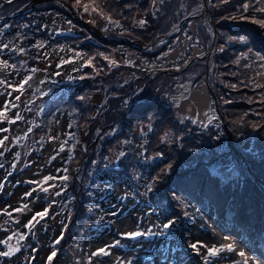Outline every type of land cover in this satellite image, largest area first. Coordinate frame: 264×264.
Instances as JSON below:
<instances>
[{"label": "trees", "instance_id": "16d2710c", "mask_svg": "<svg viewBox=\"0 0 264 264\" xmlns=\"http://www.w3.org/2000/svg\"><path fill=\"white\" fill-rule=\"evenodd\" d=\"M28 1L30 0H13V3L8 4L5 0H0V5H3L0 7V18L17 11ZM65 1L73 7L76 4V0ZM80 3L81 6L75 8L88 22L91 21L88 19L87 12L92 10L90 7L86 12L83 4L96 7V12L106 19L110 17L111 21H121L122 25L117 28L112 24L106 26L105 23L100 26L92 20L91 23L109 38L138 40L144 46L151 43L157 35L168 32L189 11L199 6V0H80ZM243 4H248L249 8L243 10ZM209 9L213 17L217 43L211 54L212 66L209 70L206 69V72L205 60L200 59V56H203L211 47L213 34L196 18H194L197 22L196 31L193 32L191 21H187L179 34L168 41L156 44L147 52L126 43L101 40L90 28L76 22L56 0L44 1L0 26L1 107L8 101H12V98L17 102L16 105L20 104L15 96L13 97L18 86L13 85L12 81L17 72H24L26 68L19 62L16 49L27 48L28 50L30 45L25 43L22 48L21 43L25 42L28 35L34 31H38L41 35V38L36 36V41L39 42L43 41L44 34L48 35L47 31H53L55 36L50 38L51 44L66 43L74 50L78 49L82 61H88L90 58L98 66L103 57L109 56L110 48L115 47L125 51L130 50L131 54L135 53L140 58L139 69L133 77L122 84L121 98H110V106L105 113L106 123H108L111 122L112 115L118 112L116 122L108 129L115 130L123 143L125 153L117 160V164L113 163L108 169H102L100 162L95 161L98 158L97 145L102 139L99 136L97 145L88 154L84 169L78 174L83 187L80 193L81 202L77 208L76 190L79 184L74 179L73 172L79 164V152L73 143L76 138H80L81 140H78L84 148L92 142L99 131L95 124L88 129L81 127L79 122H76L77 116L74 115L75 121L73 122V119L69 123L71 139L60 161L63 166V176L68 177L67 181L62 179L65 188H52L49 197L47 192L43 193L41 182L45 177H49L48 173L36 178L32 186L34 200L44 201V207L40 212L47 209L50 217L55 216L62 220V222L57 221L62 225V232L58 236V238L63 237L60 242L67 232L72 235L69 255H72L74 259L85 258L83 257L85 251L81 250L76 241H81L90 234L88 214L89 209L93 211L90 203L93 192L90 186L103 187L116 181H122L124 188H130L128 194L118 195L119 202H125L128 198L133 199L145 206L159 209L163 215L173 212L179 214L180 219L185 213L189 215L191 209L199 212L207 211L211 213L217 225L230 226L245 239L264 241V205H262L264 192L252 187L243 169L235 161L236 154L230 145V147L226 146V149L225 147L221 149L222 151L219 149V140L226 138L227 141L231 134L234 140L239 136V128L236 125H240L244 131L253 132L257 137L255 151L241 153L255 172L264 178V82L262 81L264 78V28L257 23H252L253 19L264 18V12L260 10L264 9V0H211ZM51 16L58 17L62 22L65 20L67 28L74 25L78 29H85L89 36L85 37L83 34L76 33L59 35L61 27L49 29L52 20L47 18ZM142 20L145 21L143 25L140 24ZM179 35L182 40L188 42L184 51L185 55L174 58L175 61L171 58L169 62L163 63V58L170 57V51L178 46ZM260 39L263 41L261 42ZM124 44L127 45L126 48H122L125 47ZM4 45L7 47L5 48ZM221 48L223 51H220ZM191 59L193 61L188 63ZM199 64L201 68L197 67ZM80 65L82 70L79 71V76L84 81L82 80L83 83L77 88L67 91L59 90L61 84L50 81V78H44L46 86L50 82V90L45 86L43 91H34L33 96L22 103L16 116L23 114L22 110H29L32 112L33 123L31 119L29 124L32 123V127L28 126V130L22 132L19 140L17 139L21 132L14 133L12 136L6 133L14 138L12 140L14 144L17 143L18 147H32L33 151H39L45 145L46 142L37 138L34 132H42L44 129L42 135L48 134L54 119L52 113L62 112L64 109L70 112L75 107V100L91 87L90 78L83 77V74L89 71V67L81 61ZM183 66L186 67L181 73L184 81L181 84L191 82L195 87L203 86L208 97L213 101L214 122L207 127L206 142L200 141L196 136L197 128L189 129V121L179 119L177 110L174 108L172 96L181 86L176 84L175 78L178 79L176 72H162L157 77L149 79L151 71L164 69L177 71ZM196 67L197 69L194 70ZM5 73L10 77V81L9 78H4ZM206 73L208 76L205 78ZM35 75L36 73L31 75V80ZM204 78L207 80V86L203 82ZM132 80H135V89L132 92L137 93V99H132L129 106L125 107L123 92L131 89ZM244 81L248 82L247 88L239 95L238 92L241 91V84ZM106 82L110 83L109 87L114 86L115 89V85H118L115 83L117 78ZM168 83H171L170 86L162 89ZM23 87L27 89L26 84ZM64 93H67L68 97H65ZM45 98L49 99L47 105L50 104V109L41 113L44 109H40L38 101ZM216 101L220 109L217 108ZM12 122L16 124L20 122V119L12 117ZM3 123L5 120L0 117V124ZM2 130L0 127V131ZM231 144L238 150L233 143ZM252 144L255 148L253 141ZM99 149L98 152H102L103 156L108 154L106 150L102 151L101 147ZM216 150L217 152H212ZM227 155L234 159V167L221 166L223 158ZM101 158L103 160L104 157ZM11 161L13 162L11 169L14 172H19L21 168L32 164L26 155V149L17 150L14 160ZM2 162L3 160L0 161L3 169L5 166ZM219 167H221V173H215L214 170ZM65 169L67 171H64ZM234 169L237 171L233 172ZM228 170L233 173L231 176L228 175ZM7 182L8 180H4V183ZM149 185L152 187L151 192H148ZM75 211L76 216L73 219ZM2 225L11 228V225H6L4 221ZM221 239H225L223 243L225 244L229 238L221 237ZM55 241L54 246L58 247L60 242L56 244ZM188 242L187 239L181 240L184 245ZM2 245L8 250L9 246L22 244L17 242L14 245H8L3 242ZM230 245L234 247L235 244L230 241ZM240 251L235 253L237 259L241 257ZM241 260L244 264L243 257ZM251 261L253 260L250 259L249 262Z\"/></svg>", "mask_w": 264, "mask_h": 264}, {"label": "rangeland", "instance_id": "374dc122", "mask_svg": "<svg viewBox=\"0 0 264 264\" xmlns=\"http://www.w3.org/2000/svg\"><path fill=\"white\" fill-rule=\"evenodd\" d=\"M68 4L71 5L70 3ZM87 15H88V19L91 22L92 20H95L96 23L100 24V26H102L104 23L106 24V26L108 24L117 26L116 23H112L108 21L109 19L104 18L96 11H88ZM206 16L208 20H210L211 18L210 12H207ZM47 19L52 20V23L49 24V29L53 30L58 27L59 28L61 27L62 30L61 33H59V35L64 33H74V34L76 33V34H83L85 37L89 36V33L83 28L78 29L77 26L74 25H72L73 27L71 28L70 27L67 28L68 26L65 24L64 19L63 22L56 16H51L48 17ZM114 21L118 22L119 24L117 28H119L120 25H122L120 20H114ZM187 21L188 22L191 21L192 23L191 26L194 28L193 32L196 31L197 29L196 20L194 18H189ZM201 21L203 23L205 22V20H201ZM201 21L200 23L203 26H205ZM47 32L48 35L43 33L44 38L42 42L36 41V36L41 38L40 33L38 31L32 32L31 33L32 35L29 34L28 37L26 38V41L21 43V47L25 43L30 45L29 49L26 50L27 48H23V47H22L23 49L21 48L16 49V56L20 59L19 62L22 63V65L24 66V68H26V70L24 72L23 71L17 72L12 81L13 85L18 86L14 91L13 97L15 96L16 100L19 101L20 104L16 105L17 102L12 98L11 99L12 101L10 102L8 101L6 105L2 107L0 105V112L5 113L4 116H0L5 120V123L0 124V127H2V129L4 130V131L3 130L0 131V140H3V144L0 145V161L8 160V165H12L13 162L11 160H14L16 151L21 150V147H18L17 143L16 144L13 143L12 140L14 138L9 137L6 133H9L12 136L14 133L21 132L20 136H18L17 139L19 140L22 135V132L26 130L28 126L32 127L33 116H32V112L29 110L21 111L24 114V117H22L23 114H19L18 116L20 117V122H17L16 124L12 122V117H17L16 116L17 110L22 106V103L26 99L33 96L34 91L35 92L40 90L43 91L45 89L46 82L44 81V78H50V81H57L59 84H61L62 86L59 88V90L67 91L68 89L77 88L84 81L79 76V71L82 70V67L80 65V61H81L89 67V71L83 74L84 75L83 77L84 79L90 78L91 87L86 91L84 95L79 96L75 100L76 103L75 107H73V109L70 112H66V109H64L62 110L64 114L59 111L52 113L54 119L52 120V125L48 134L42 135L44 129L42 132L40 131L34 132V135H36L37 138H41L42 142L45 141L46 143L44 146L40 148L39 151H33L31 149L32 147L27 148L26 152L28 154V159L32 161L33 166L29 169L19 172L18 175L9 177L7 184L1 183L3 184V187L0 188V219L6 222V225L7 224L11 225L12 234H10L9 231H7L5 228L0 227V251H7L6 249L3 250L1 245L5 241H7L8 245L9 244L14 245L18 242L19 235L21 234L22 235L28 234L29 238L25 236V238H28L27 240L26 239L20 240L22 243V247L21 248L19 247L20 251L14 252L13 255H11L10 259H8L9 257L0 256V264H48L47 258L53 251V247H54L53 240H55L60 234V223L58 222H62V220L56 218L55 216L50 217L49 219L47 217L43 218L44 219L43 225L49 228L42 230L41 233L39 232V230H37L40 226L39 223L33 222L34 227L31 230L26 229L25 225L32 219L33 215L38 212V209L42 207V204L40 202L34 203V199L32 196L33 193L31 191V185L33 184V180L36 179V176L41 175L42 172H47L48 170H51L53 171V174L55 173L58 175L63 173V166H61L62 164L60 161L62 160L63 155L67 149V144L71 139V136L69 137L71 130V128L69 127L70 126L69 123L74 119V115L77 116L76 122L77 123L79 122L81 127H85L86 129H88L94 124L96 125V128H98V126H103V129L101 130L99 135L102 137V139L98 145H97V140L95 142V146L97 145L96 151L98 153V158L95 161L100 162L102 169L103 168L108 169L109 167H111L113 163H116L117 160L120 157H122L120 153H125V151L123 150V143L121 137H118L115 130L113 129L108 130L116 122L118 112L112 115V120L111 122L108 123H106L107 116L105 113L109 109L110 98L113 97L117 99L121 98L122 93L120 92V90H123L122 84L125 83L127 79L133 77L136 70L139 69L140 58L135 53L131 54L132 51L130 50L125 51L124 49L121 48L116 49L115 47V48H110L109 56H105L107 57V59L103 57L100 65L98 66L96 65L95 61L94 60L92 61L90 58L88 59V61H82L78 49L74 50L70 45L66 43L51 44L50 38L55 36V33L53 31H47ZM260 41L262 42L263 39H260ZM126 44L128 45V43ZM127 45L124 44L125 47L122 48H126ZM148 45H146L145 47H147ZM187 45L188 42L182 40L181 36L179 35L178 46L175 47L172 51H170V55H171L170 57L163 58V63L169 62L171 58L172 61H175L174 58H179L181 55H185L184 51ZM197 50H199V48H197ZM147 51H150V49L143 50V52H147ZM203 60H205V72H206L208 66L213 63V56H211V58L209 56V59L203 58ZM113 61L115 63H112ZM197 67L201 68V64H199ZM197 67L194 68V70H196ZM33 69H35L36 71H32ZM33 73H36V75L31 80V75ZM181 73L175 74L178 77V79L175 78L176 84L177 83L181 84L182 82H184L183 77L180 78L179 76L181 75ZM208 73H206L205 78L208 76ZM157 76H158L157 74L151 71L149 79H153ZM28 77H30V79H28V83L26 84L27 89H25L24 87L20 89L19 86ZM136 77L137 76H135V78ZM4 78L6 79L9 78L10 81V77L6 75V73ZM77 78L79 79L80 82L78 81ZM113 78H117V82H115L118 84L115 85L116 89L113 88L114 86L109 87L110 83L106 82L112 80ZM205 78L203 82L206 85L207 80ZM262 81L264 82V78L262 79ZM247 83H248L247 81H244L241 84V91L238 92L239 95H241L243 90L247 88ZM48 84L50 85V82H48ZM145 84L142 86V88L145 86ZM170 84L171 83L166 84L167 86H164L162 89H167L170 86ZM49 85L46 86V89L50 90ZM130 87L131 89L129 91L123 92V95L125 96L123 104L125 105V107L129 106L132 99H137L136 97L137 93L132 92L135 89V80H132V82L130 83ZM111 88L113 89L111 90ZM64 95L65 97H68L67 93H64ZM236 97L238 99L240 98L239 96ZM48 101L49 99L47 98H45L44 100L40 99V101H38L40 109H44L42 110L41 113L48 111L50 109V104L47 105ZM172 101L174 102V108L177 110L179 119L189 121L188 122L190 123L189 129L192 127L197 128L198 131L195 132L196 136L200 141L205 140L206 142L207 136L205 135L207 133V127L214 122V117L212 116L213 101L208 97V93L206 92V89L203 86L195 87V85L191 82H187L185 84L183 83L181 84V86L178 87V92L173 94ZM0 102H1V98H0ZM11 106L14 108L13 109L10 108ZM81 111L83 112L80 113ZM68 116L70 117L68 118ZM31 119H32V123L29 124ZM74 121L75 119L73 120V122ZM236 127L239 128L238 130L239 136H237L234 140L231 134L229 135L227 141L226 138H223L222 141L219 140V149L221 150L224 147L226 149V146L227 147L229 145L232 146L231 143H233V145H235V147L240 152L234 148L235 151H237L243 157V154L241 153L242 151L243 152L255 151L257 147V137L253 132L244 131V129L240 125H236ZM105 132L107 133V135L105 134ZM78 139L80 138H76V141L73 143V146L76 147L77 152H79L78 155L79 164L76 167L73 174L77 172H81L84 169V165L88 157L87 150L89 144L85 143L87 144V146L82 148L80 145L82 143ZM252 141L255 143V148L252 144ZM40 145L41 144H39V146ZM9 147L12 148L13 154L9 155ZM99 147L102 148L101 149L102 151L106 150L108 154L106 156H103L102 152L99 153L98 152L100 150ZM61 148H63L62 151L60 150ZM212 152H217V150ZM101 157H104L103 160ZM235 161L243 169V167L240 164L241 157H239V155H235ZM221 166H225L228 168L234 167L235 166L234 159H232L229 155L225 156L221 162ZM1 167L2 166H0V168ZM214 171L215 173H221V167L215 169ZM236 171H237L236 169L233 170V172ZM5 175L6 172L3 173V171L0 170V182L3 181V178L6 179L8 177ZM29 181H32V183H29ZM122 185H123L122 181H116L109 185H105L103 187H99V186L95 187L94 201L97 199L96 201L97 210L94 211L92 216L96 217L98 220L103 219L104 217H106V215H110L111 217L112 216L111 214L113 212L117 213L118 211L127 208L128 206L127 203L131 204L132 201H135L128 198L123 204H120L116 207L112 205L113 202L117 203V200L113 199L114 196H118V195L123 196L128 194V192H130V188H124ZM29 192L31 193V195L26 196L25 193H29ZM25 204L27 205V208H23L21 211H17V209H21L22 206ZM126 204L127 206L124 207V205ZM108 206L112 208L108 209ZM115 208H117V211L115 210ZM129 211H130L129 215L122 219H119L116 214L115 216L111 217V219L107 220L109 223L112 224L113 232L107 234V237L105 239L103 240L101 239L96 244H92L91 241H89V243H87L86 241H83L81 243L82 248H85L86 250L85 258L82 259L81 262H78L72 257L61 253L59 257H56L55 264H74V263L117 264V261L119 260H123V261L131 260L132 264H140L141 258L135 260L132 254H123L118 251H113L112 255L109 258L105 259L104 261L101 260L98 261L95 258H93V261H90V259L87 258L88 256H91L90 252L88 251L89 248L88 244L91 245V248L93 250L96 247H100L101 245L106 244L108 241L109 242L116 241L117 238H119L117 235L122 232L136 231L139 228L145 231L146 230L153 231V229H151L150 227L148 228V225L155 226L156 225L154 223L155 220H159V217L161 216L160 213H157V215H152L150 213L149 215L150 220H149V217L147 216V213L142 209V206L141 207L135 206L133 209H129ZM104 214L105 216L103 217L102 215ZM161 217L164 218L163 220L164 222L168 220V218L166 217L163 216ZM190 218L194 221V223L190 225L188 224V231L186 230L184 232V235L185 238L190 239V241L192 242L197 241V246H198L197 249L188 247V249L189 250L191 249L194 255H197L196 258L197 259L200 258V260L202 261H207L209 257L207 255L208 247H216L220 249V251H222L223 254L224 249L229 244L228 243L229 241L225 245L221 240V236H224L223 227L222 226H220L219 228L216 227L215 232H212L211 230L209 232L202 231L203 226L208 227V223H207L208 217L206 216V213L204 211L199 212L198 210L191 209ZM139 219H143L145 223H143L142 225V223L138 222ZM37 220H39V217H37ZM100 230H102V228ZM97 232H98L97 230L94 231L93 237H95ZM155 232L158 231L155 230ZM216 232H219V236L215 234ZM39 235L40 237L36 239V237ZM9 237H12V239L9 240L8 239ZM201 244L204 245L205 247H199V245ZM138 245L139 243L130 244L131 248H134ZM161 247L163 248V243L161 244ZM54 248L57 251L59 249L56 247ZM261 260L264 263V260L263 259ZM218 262L219 261L214 262L213 264H218ZM225 262H227V264H236L235 257L225 259Z\"/></svg>", "mask_w": 264, "mask_h": 264}, {"label": "snow or ice", "instance_id": "6c2138e0", "mask_svg": "<svg viewBox=\"0 0 264 264\" xmlns=\"http://www.w3.org/2000/svg\"><path fill=\"white\" fill-rule=\"evenodd\" d=\"M6 3L8 4H11L13 3V0H5ZM209 3H211V0H209ZM3 5H0V7H2ZM78 6H81V3H80V0H76V4L74 5V7H78ZM84 10L87 12L89 10V8L91 7V10L92 11H96V7H92L91 5L89 4H83L82 5ZM249 8V5L248 4H243L242 5V9L243 10H247ZM262 12H264V9H260ZM110 22L112 23H116L117 26H119L118 22H115V21H111V18L109 17L108 18ZM252 23H258L260 25L261 28H264V18L260 19V20H256V19H253L252 20ZM140 24L143 25L145 24V21H140ZM25 27H27V25H25ZM4 47L6 48L7 45H4ZM220 51H223V48L220 49ZM105 59H107V57H105ZM112 63H115L114 61ZM5 67H7V64H5ZM32 71H36L35 69H33ZM28 79H30V77H28L27 79H25L23 81V83L19 86L20 89L23 88L24 84H27L28 83ZM0 83H2V81H0ZM231 87H235V85H231ZM18 98V97H17ZM83 99V98H81ZM5 113L4 112H0V116H4ZM17 119H20L19 116L16 117ZM253 127H255V125H253ZM3 144V140H0V145ZM61 151L63 150V148L60 149ZM121 156L124 155V153H120ZM54 158V157H53ZM2 166V165H0ZM64 171H67L66 169ZM53 177L49 176V177H45V182H47L48 180H52ZM63 180L67 181L68 180V177L67 176H63L62 177ZM29 183H32V181H29ZM3 187V184H0V188ZM43 191L47 192L48 191V188H43L42 189ZM152 191V187L151 185L148 186V192H151ZM26 196H30L31 193H25ZM57 195H59V193H57ZM23 208H27V205H23L21 209H17V211H21ZM89 211H91V209H89ZM47 214V209H45V211L43 212H37L33 215L32 219L25 225L26 228H28L29 230H31L33 227H34V223H39V220H37V217H39L40 219H43L45 217V215ZM112 215H115V213H112ZM175 224V220H170L168 223H165L163 224V229L165 230H170L173 225ZM148 234L149 235H165V232L164 231H159V232H155L153 233L151 230H148ZM125 235V238H128V239H137V238H140V237H144L145 236V233L144 232H140V231H135V232H129V233H126L124 234ZM63 237L61 236L60 238H58L55 243L56 244H59L60 242V239H62ZM9 240L12 239V237H9L8 238ZM25 239L24 235H19V239H18V243L20 240H23ZM5 244H7V241L4 242ZM120 245V241L117 240L116 242H114L113 244H110L108 245L106 248H100L98 249L96 252H93L92 255L93 256H108L110 254L109 252V249L111 248H114V247H117ZM193 249H197V244H191L190 245ZM199 247H205L204 245H199ZM229 251H232L233 249L231 247H229L228 249ZM20 249L18 247H11L9 246L8 250L7 251H0V256H3V257H10L11 255H13L14 252H19ZM220 249L216 248V247H208L207 249V255L208 256H211V257H215L218 255ZM56 250L55 248L53 247V251L51 252V254L48 256V261H49V264H51V261L53 259V257L56 256ZM239 255L241 257L244 258V264H249V261H250V257H248L246 255L245 252L243 251H240L239 252ZM117 264H132V261L131 260H128V261H123V260H119L117 261ZM251 264H256V261H251Z\"/></svg>", "mask_w": 264, "mask_h": 264}, {"label": "water", "instance_id": "95a60500", "mask_svg": "<svg viewBox=\"0 0 264 264\" xmlns=\"http://www.w3.org/2000/svg\"><path fill=\"white\" fill-rule=\"evenodd\" d=\"M43 1H45V0H31V1H29L28 3H26L25 5H23L20 9H18L16 12H14L12 15L4 16V17L0 18V25H2L5 21L9 20L10 18L17 16V15L23 13L26 10L31 9L32 7H34L35 5H37L39 3H42ZM57 1L60 3V5H62L66 9V11L74 18V20H76L80 24H83L87 28H90L95 36H97L98 38H100V39H102L104 41H108V42H124V43L131 44L133 46H136V47H138L141 50L151 49V47L154 46L155 44L160 43V42H163V41H168L171 37L177 35L181 31L182 25H183V23L187 19L196 17L198 19L205 20L204 23L201 20L200 21L205 25V27L207 29H211L212 34H213V40H212V44H211L210 49L207 51V53L205 55H203L200 58L201 59L202 58L209 59V56H210L211 51L215 48L216 36H215L214 30L211 28V25L206 21V19H207V16H206L207 15V12H210V9H209V4H210L209 3V0H199V8L198 9L189 12L188 15L186 17L182 18L177 24H175L171 28V30L169 32L157 35L154 38V40L151 42V44H149L147 47L142 46L140 44V42L137 41V40H130L128 38L111 39V38L107 37L95 25H93V24H91V23L86 22L85 20H83L82 16L80 15V13L78 12V10L75 7L69 5L65 1H62V0H57ZM210 20H211V24L213 25V17H211ZM210 58H211V56H210ZM211 61H212V59H211ZM185 67L186 66L182 67L180 70H178L176 72L177 73H181L185 69ZM161 72L169 73V72H172V70H170V69H167V70H164V71L158 70V71H156L154 73L158 75ZM217 106L219 108L218 103H217ZM102 129H103V126H99V130L101 131ZM95 141L96 140H94L90 144L89 150L93 148V145L95 144ZM246 166H248L247 163H246Z\"/></svg>", "mask_w": 264, "mask_h": 264}, {"label": "bare ground", "instance_id": "6f19581e", "mask_svg": "<svg viewBox=\"0 0 264 264\" xmlns=\"http://www.w3.org/2000/svg\"><path fill=\"white\" fill-rule=\"evenodd\" d=\"M198 8L199 6L197 8L192 9V11ZM240 163L241 165L243 164L242 165V167L244 168L243 172L248 177L249 181L251 182L252 187L255 189H258L259 191L264 192V178H262L261 175L255 172V170L253 169L250 163L246 167L244 163H242L241 161ZM227 173L230 176L233 174L230 170H228ZM262 205H264V202ZM244 251L246 253H254L255 255H257L258 257L264 260V241L253 240L252 242H250L248 246L244 247Z\"/></svg>", "mask_w": 264, "mask_h": 264}]
</instances>
